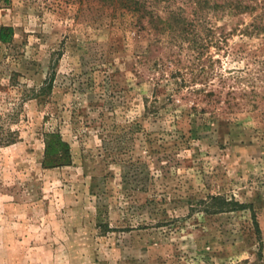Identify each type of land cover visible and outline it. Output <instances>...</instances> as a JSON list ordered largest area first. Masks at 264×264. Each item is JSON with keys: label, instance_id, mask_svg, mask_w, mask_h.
<instances>
[{"label": "rangeland", "instance_id": "obj_1", "mask_svg": "<svg viewBox=\"0 0 264 264\" xmlns=\"http://www.w3.org/2000/svg\"><path fill=\"white\" fill-rule=\"evenodd\" d=\"M129 21L97 0H0V27L14 33L0 43V112L51 84L22 102L19 141L0 149V264H264L263 104L200 118L178 79L156 87L161 72L140 67L147 42ZM259 43L234 36L246 57L223 68L255 78ZM128 124L126 140L108 137ZM43 130L71 143V166L42 169ZM209 196L256 207L260 251L249 210L205 214Z\"/></svg>", "mask_w": 264, "mask_h": 264}, {"label": "trees", "instance_id": "obj_2", "mask_svg": "<svg viewBox=\"0 0 264 264\" xmlns=\"http://www.w3.org/2000/svg\"><path fill=\"white\" fill-rule=\"evenodd\" d=\"M104 5L117 6L130 17L128 33L136 41L147 42L138 55L140 67L148 72H161L155 82L167 74L175 81V93L188 104L189 110L200 118L215 119L219 115H231L249 107L264 106V0H97ZM224 21L223 25H217ZM230 29L227 30V26ZM12 27H0V43L7 44L13 38ZM239 36L248 40L258 39V47L253 51V63L260 65L253 78L248 65L244 70L225 69L222 59L245 58V50L229 47V41ZM250 54V53H249ZM186 62H183V59ZM140 71V77L144 71ZM260 84V85H259ZM51 84L33 89L24 94L20 103L10 111L0 112V149L19 141L18 124L22 102L28 98L49 94ZM182 91V92H181ZM167 103L174 105L172 94L165 96ZM152 114H158L163 107L157 106V91L152 102ZM146 110L147 106L145 107ZM149 111V110H148ZM80 122V121H78ZM133 124L114 125L108 137L115 141L126 140L134 134ZM77 136L78 127L74 129ZM42 169H55L72 165L71 143L58 130H43ZM187 146V145H186ZM203 213L220 214L248 209L251 229L261 250L262 231L253 204L239 203L235 199L222 196H209L201 202Z\"/></svg>", "mask_w": 264, "mask_h": 264}]
</instances>
